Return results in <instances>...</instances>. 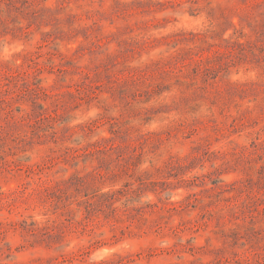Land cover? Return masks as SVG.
Here are the masks:
<instances>
[{
  "label": "rangeland",
  "instance_id": "rangeland-1",
  "mask_svg": "<svg viewBox=\"0 0 264 264\" xmlns=\"http://www.w3.org/2000/svg\"><path fill=\"white\" fill-rule=\"evenodd\" d=\"M0 264H264V0H0Z\"/></svg>",
  "mask_w": 264,
  "mask_h": 264
}]
</instances>
